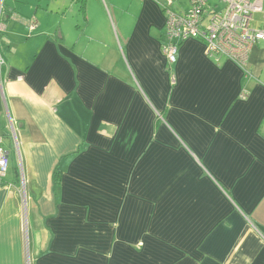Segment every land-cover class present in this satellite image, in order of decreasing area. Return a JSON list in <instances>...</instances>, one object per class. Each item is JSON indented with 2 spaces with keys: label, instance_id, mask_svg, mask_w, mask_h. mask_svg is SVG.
I'll return each instance as SVG.
<instances>
[{
  "label": "crops",
  "instance_id": "obj_1",
  "mask_svg": "<svg viewBox=\"0 0 264 264\" xmlns=\"http://www.w3.org/2000/svg\"><path fill=\"white\" fill-rule=\"evenodd\" d=\"M134 3L113 25L75 0L83 31L51 34L4 1L0 264H264V41L249 74L197 38L168 65L158 1Z\"/></svg>",
  "mask_w": 264,
  "mask_h": 264
},
{
  "label": "built area",
  "instance_id": "obj_2",
  "mask_svg": "<svg viewBox=\"0 0 264 264\" xmlns=\"http://www.w3.org/2000/svg\"><path fill=\"white\" fill-rule=\"evenodd\" d=\"M3 1L0 0V21L4 14ZM157 1L164 17L161 46L168 65L176 62L179 41L197 38L204 42L208 54L227 57L244 71L249 70L251 47L258 40L264 41V26L254 25L253 19L254 13H261L264 21V0H187L188 7L178 11L172 7L171 0ZM29 21L28 28L32 30L36 23L34 19ZM3 65L5 59L0 53V89ZM240 94L244 97L245 91ZM11 128L15 135L12 124ZM7 167L8 152L0 136V178L4 177Z\"/></svg>",
  "mask_w": 264,
  "mask_h": 264
},
{
  "label": "rangeland",
  "instance_id": "obj_3",
  "mask_svg": "<svg viewBox=\"0 0 264 264\" xmlns=\"http://www.w3.org/2000/svg\"><path fill=\"white\" fill-rule=\"evenodd\" d=\"M159 1H161L163 3H167L170 0H159ZM171 1H172L171 5L176 11L186 9L188 7V1L187 0H171ZM5 2H6L7 6H9L10 8H15L16 11H18L19 13H21L23 15L32 16V17H30V19H34V20L36 19L38 21V23L41 24L42 27H44L47 30L50 29L51 34L55 33L54 30L59 31V29H61L65 32L66 28H67L68 30L71 31L70 28L66 27V23L68 21H71V22L73 21L72 20L73 17L70 14H71L72 8L76 7L75 0H5ZM105 2H106V8H105L106 13L107 14L110 13V17H112L113 25L116 21L115 20L116 16H115L114 10L112 9L113 4H115L116 6L126 7V9L128 8L129 5H132L131 4L132 2H133V4H137V3H134L135 0H105ZM103 8H104V6H103ZM35 11L38 12L37 16L35 15ZM65 12H66V17L64 20H62L61 16ZM13 19L15 20V18H13ZM253 19H254V23H255L254 25L264 26V22L262 21V18H261V13H254ZM36 20H35V23L37 26ZM60 21H62V22H60ZM1 22H0V25H1L0 31L3 29V27H2L3 22L2 23ZM23 22H25V20H23ZM81 22L76 21L75 19L73 21V23H75V24H80V28L83 31L84 28H83V26H81ZM58 23H59V25H61V23H64L63 25L65 27L63 28L62 26H58ZM52 25H56V26L54 27ZM100 28H101L100 30L105 32V28H103V26H100ZM36 29H37V31H35V33L39 32V31H43L42 28H40V25ZM35 33H33L31 35H34ZM100 33H101V31H100ZM105 35L106 36L102 37V38L106 37L105 39H103V41H104V43L110 45L109 38H108L109 34L106 33ZM68 36H69V39L71 41H74L78 37V32L75 31L73 35H72V33H69ZM28 38H33V36L28 37ZM27 40H30V39H27ZM263 84H264V82H263ZM3 142L5 145V140H3ZM14 149L17 152V148L14 147ZM13 158H14L13 153H10L9 161H8L9 168H7L8 169V171H7L8 177H10L9 175L12 173V170L15 169L14 167H18L19 173L22 169V164L19 163V160H17V159L14 160ZM24 219H25V216H24Z\"/></svg>",
  "mask_w": 264,
  "mask_h": 264
},
{
  "label": "trees",
  "instance_id": "obj_4",
  "mask_svg": "<svg viewBox=\"0 0 264 264\" xmlns=\"http://www.w3.org/2000/svg\"><path fill=\"white\" fill-rule=\"evenodd\" d=\"M4 1H5V0H4ZM4 1H3V4H4ZM76 1H77V2L80 1L79 9H80L81 12H83V5H84V3H85L86 0H76ZM4 11H5V6H4ZM10 12H12V11L10 10ZM10 14H11V13H10ZM11 16H12V15H11ZM36 28H37V26H35L34 29L29 30V32H30V31H34ZM56 174H57V172L54 171V172H53V175L55 176V181L57 180V175H56ZM4 177H5V175H4ZM4 177H2V178H4ZM57 181H58V180H57ZM57 181H56V182H57Z\"/></svg>",
  "mask_w": 264,
  "mask_h": 264
},
{
  "label": "bare ground",
  "instance_id": "obj_5",
  "mask_svg": "<svg viewBox=\"0 0 264 264\" xmlns=\"http://www.w3.org/2000/svg\"><path fill=\"white\" fill-rule=\"evenodd\" d=\"M263 22H264V21H263ZM260 27H262V26H260ZM183 41H184V40H183ZM239 67H240V66H239ZM244 72H245L246 74H249L250 71L248 70L247 72H246V71H244Z\"/></svg>",
  "mask_w": 264,
  "mask_h": 264
}]
</instances>
